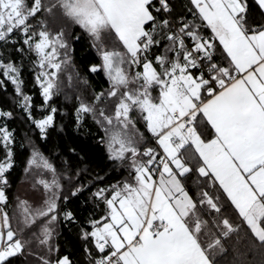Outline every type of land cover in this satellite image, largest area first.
Returning <instances> with one entry per match:
<instances>
[{"label":"snow or ice","instance_id":"obj_1","mask_svg":"<svg viewBox=\"0 0 264 264\" xmlns=\"http://www.w3.org/2000/svg\"><path fill=\"white\" fill-rule=\"evenodd\" d=\"M82 35L100 91L73 60ZM0 72L40 141L53 98L74 100L76 127L94 123L125 173L105 184L74 149L46 155L0 109V264H217L241 231L264 264V0H0ZM21 150L28 187L12 193ZM69 224L78 257L61 254Z\"/></svg>","mask_w":264,"mask_h":264},{"label":"trees","instance_id":"obj_2","mask_svg":"<svg viewBox=\"0 0 264 264\" xmlns=\"http://www.w3.org/2000/svg\"><path fill=\"white\" fill-rule=\"evenodd\" d=\"M183 2L184 0H177V6L179 7ZM78 33H80V29L76 27L72 35L75 36ZM73 60L81 74L87 76L90 86L95 88L96 91L108 86L102 72L93 74L87 71V66L98 62V60L95 51L90 47L86 35H82L79 41H73ZM0 79H3L2 72H0ZM22 79L24 80V91L34 97L33 103L41 104L42 100L38 95V90L35 88L27 61H25V67L22 71ZM14 96L15 94L10 84L7 85L6 92L0 89V109L9 110L13 113V118L8 121V126L10 129H15L18 140H22L25 133L32 135V138L37 141L38 146L41 147L46 155L49 151L67 154L69 149H74L77 155L71 158L79 160L82 157V164L89 166L93 174L98 172L101 176L106 177L105 184L112 183L125 175L124 172L117 174L115 166L108 161L104 146L98 142L103 133L94 123L85 121L79 128L76 127L73 116L74 100H66L63 96L53 98L51 103L58 107L55 117L56 124L49 130V138L47 142H44L39 140L38 133L33 134L32 128L28 124L22 110L15 107ZM17 148H19V145H17ZM25 156L26 152L18 151L17 167L12 170L10 177L12 193H15L18 185L23 182L22 161ZM57 159H60V157H57ZM82 200L83 197L72 200L73 206L79 209L78 215L81 217L86 216L90 211V207L82 206ZM240 237L239 242H237L235 235L226 242V251L218 256L217 264H256L258 262L259 257L255 256L251 251V242L244 238L243 231H241ZM59 243L61 254L71 252L74 257L80 255L82 245L75 225L61 226ZM233 245H235V251ZM237 252L239 255H237ZM14 264H19V261H15Z\"/></svg>","mask_w":264,"mask_h":264},{"label":"rangeland","instance_id":"obj_3","mask_svg":"<svg viewBox=\"0 0 264 264\" xmlns=\"http://www.w3.org/2000/svg\"><path fill=\"white\" fill-rule=\"evenodd\" d=\"M28 186L26 184H24L23 182H21L18 187L17 190H20L21 192H23L24 189H26ZM16 190V191H17Z\"/></svg>","mask_w":264,"mask_h":264}]
</instances>
